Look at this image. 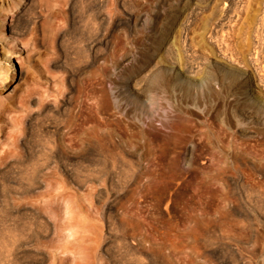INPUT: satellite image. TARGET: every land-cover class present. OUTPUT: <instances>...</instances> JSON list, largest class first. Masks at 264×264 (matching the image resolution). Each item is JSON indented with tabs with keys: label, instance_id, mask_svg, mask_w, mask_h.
<instances>
[{
	"label": "rangeland",
	"instance_id": "obj_1",
	"mask_svg": "<svg viewBox=\"0 0 264 264\" xmlns=\"http://www.w3.org/2000/svg\"><path fill=\"white\" fill-rule=\"evenodd\" d=\"M256 1L36 0L0 40V264H264Z\"/></svg>",
	"mask_w": 264,
	"mask_h": 264
},
{
	"label": "bare ground",
	"instance_id": "obj_2",
	"mask_svg": "<svg viewBox=\"0 0 264 264\" xmlns=\"http://www.w3.org/2000/svg\"><path fill=\"white\" fill-rule=\"evenodd\" d=\"M256 1V0H255ZM260 1V0H259ZM258 4H259V2L258 1H256ZM35 3H36V0H0V28L2 27L3 28V33H1L0 32V40H2V39H4L5 41H7L9 44H14L15 42H16V40L18 39L17 38V36H19V35H21V34H23L24 33V31L26 30L25 28H27V23L29 22V20H28V18L26 19V14L29 12L30 13V11L32 12V10L34 9V8H36L35 7ZM252 3H254V2H252ZM251 3V4H252ZM260 4L261 5H263L264 6V0H261L260 1ZM254 5H255V3H254ZM257 6V5H256ZM260 6V5H259ZM262 7V6H261ZM257 8V7H256ZM260 8V7H259ZM263 9V8H262ZM260 10V9H259ZM258 10V8H257V11H259ZM255 11H256V9H255ZM255 14V13H254ZM260 14V13H259ZM258 15V14H257ZM263 15V14H262ZM261 17V16H260ZM255 18H256V16H255ZM262 18H264V17H262ZM254 19V18H253ZM256 21V20H255ZM263 21V20H262ZM260 22V21H259ZM258 24V23H257ZM13 54L14 53H12V52H10V51H8L7 52V55L9 56V60H10V71H12L13 72V67H12V65H11V59H10V57L11 56H13ZM6 74H7V70H6V72H5ZM8 82L9 83H12V82H14V79H10V80H8ZM255 88V87H254ZM0 131H1V127H0ZM3 147H5V149H6V146H3ZM9 147V146H8ZM3 149V148H2ZM8 149L9 148H7V150H3V151H0V171H1V173H7L9 170H11V169H14L15 167H16V165L19 163V161L18 160H16L15 158V155H13L12 154V151L10 152V149H9V151H8ZM12 150V149H11ZM15 152V151H14ZM13 152V153H14ZM15 154V153H14ZM26 159V158H25ZM27 160V159H26ZM28 162V161H27ZM30 163V162H29ZM29 165V164H28ZM15 171V170H14ZM34 173V172H33ZM40 174V173H39ZM9 175V174H8ZM9 177V176H8ZM9 179V178H8ZM13 181V180H12ZM11 182V181H10ZM244 182H245V180H244ZM22 188H23V186H21ZM26 187V186H25ZM12 195V194H11ZM41 195V194H40ZM44 195V194H43ZM25 196V195H24ZM12 198V197H11ZM27 198V197H26ZM18 200V199H17ZM15 201V200H14ZM13 201V202H14ZM16 202V201H15ZM16 204V203H15ZM26 212V211H25ZM24 214V213H23ZM24 216V215H23ZM31 216H32V214H31ZM22 217V216H21ZM6 218V217H5ZM23 218V217H22ZM34 218V217H33ZM32 218V219H33ZM24 219V218H23ZM16 221V220H15ZM35 221V220H34ZM39 221H41V220H39ZM43 221V220H42ZM27 222V219H26V221H25V223ZM31 222H33V221H31ZM3 223V222H2ZM6 223V222H5ZM14 223V222H13ZM18 223V222H17ZM30 225H31V223L30 222H28ZM39 223H41V222H39ZM44 223V222H43ZM16 224V223H15ZM1 225V224H0ZM29 225V226H30ZM6 226V225H5ZM21 226V225H20ZM37 226V225H36ZM35 226V227H36ZM39 226V225H38ZM37 226V227H38ZM14 227V226H13ZM18 227H19V225H18ZM24 227V226H23ZM23 227H22V229H23ZM42 227V226H41ZM56 227V226H55ZM6 228V227H5ZM8 228V227H7ZM19 228H21V227H19ZM26 228V227H25ZM39 228V227H38ZM57 228H58V225H57ZM17 229V228H16ZM41 229V228H40ZM59 229V228H58ZM2 230V229H1ZM19 230V229H18ZM30 230V229H29ZM42 230H43V228H42ZM46 230V229H45ZM12 231V230H11ZM15 231V230H14ZM24 231V230H23ZM23 231H22V233H23ZM25 231H28V229L27 230H25ZM58 231V230H57ZM17 232H19V231H17ZM21 232V231H20ZM43 232H45V231H43ZM49 232H51V231H49ZM68 232H69V238H74L75 237V234L73 233V230L72 229H69L68 230ZM21 233V234H22ZM57 232H55V234H56ZM58 233H60V230H59V232ZM14 234V233H13ZM16 234V233H15ZM20 234V235H21ZM24 234H25V232H24ZM26 234H28V233H26ZM17 235V234H16ZM29 235H30V233H29ZM29 235H28V237H29ZM23 236V235H22ZM25 237V236H24ZM43 237V236H42ZM62 237V236H61ZM3 238V237H2ZM34 238H37V237H34ZM43 239V238H42ZM4 240H6L7 241V239H4ZM3 240V241H4ZM36 240V239H35ZM72 240V239H71ZM1 241V240H0ZM37 241V240H36ZM42 241V240H41ZM46 241V240H45ZM33 242H35L34 240H33ZM2 243V242H1ZM7 243V242H6ZM32 243V242H31ZM30 243V244H31ZM42 243H44V242H42ZM71 244V241L68 239V240H63V241H61L59 244H57L56 246H55V248H56V251L57 252H60V253H62V255L63 254H65L66 255V253L67 252H73V250L71 251L70 249H69V246H68V244ZM10 244V243H9ZM41 244V243H40ZM26 245L28 246L29 244H27L26 243ZM5 247H6V245H4ZM8 246V245H7ZM1 247V246H0ZM35 248V247H34ZM44 248V247H43ZM5 249V248H4ZM37 249V248H36ZM40 250H42L41 248H40ZM45 250V249H44ZM48 250V249H47ZM46 251V250H45ZM44 251V252H45ZM40 252V251H39ZM69 252V253H70ZM46 253H48L47 251H46ZM74 253L75 252H73V253H71V254H73L74 255ZM27 254H29V255H32L33 254V251H30L29 253H27ZM40 256H41V258L43 259V260H46V255L45 254H43V253H40L39 254ZM69 255V254H68ZM67 255V256H68ZM27 256V255H26ZM33 256V255H32ZM31 256V257H32ZM52 256H54V255H52ZM22 257V256H21ZM37 258V257H36ZM48 258V257H47ZM49 258H50V252H49ZM55 258V257H54ZM71 258V257H70ZM38 259V258H37ZM67 259V258H66ZM75 259V258H74ZM20 260V259H19ZM54 260V259H53ZM52 262H54V261H52ZM68 262V261H67ZM64 264V263H63Z\"/></svg>",
	"mask_w": 264,
	"mask_h": 264
}]
</instances>
